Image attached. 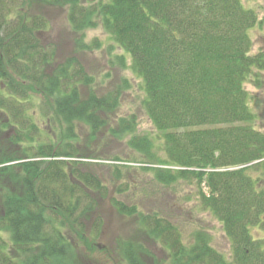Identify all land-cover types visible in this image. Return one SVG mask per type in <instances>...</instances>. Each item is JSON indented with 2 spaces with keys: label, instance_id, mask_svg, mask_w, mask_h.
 <instances>
[{
  "label": "trees",
  "instance_id": "obj_1",
  "mask_svg": "<svg viewBox=\"0 0 264 264\" xmlns=\"http://www.w3.org/2000/svg\"><path fill=\"white\" fill-rule=\"evenodd\" d=\"M46 1L67 6L80 50L101 47L99 39L84 36L102 26L129 54L156 134H138L135 115L114 117L117 125L109 128L130 84L83 98L81 87L94 77L81 59L59 60L56 46L44 43L47 17L33 13L27 0H0V264H70L74 237L86 239L85 222L92 220L100 232L106 199L119 213L137 217L144 236L120 245V264H264V237L252 231H264V130L246 88L264 70V50L252 53L257 12L242 0ZM118 58L126 64L125 55ZM35 106L42 122L53 124V138L42 136L29 114ZM80 122L90 127L91 139L108 127L141 156L136 168L151 174L153 186L138 179V201L128 186L118 191L127 193L129 204L110 195L90 170L84 161L90 156L77 143ZM8 145L21 153H5ZM26 157L32 159L11 163ZM107 159L115 161L109 165L118 176L134 166ZM178 183L194 185L197 207L220 221L231 259L205 231L196 230L186 243L166 211L141 205L156 186ZM2 231L11 234L12 246ZM150 241L167 251L165 259Z\"/></svg>",
  "mask_w": 264,
  "mask_h": 264
},
{
  "label": "rangeland",
  "instance_id": "obj_2",
  "mask_svg": "<svg viewBox=\"0 0 264 264\" xmlns=\"http://www.w3.org/2000/svg\"><path fill=\"white\" fill-rule=\"evenodd\" d=\"M27 1L32 5L31 10L33 13L42 14L49 20V27L41 34V37L44 43L56 46L58 59L78 57L85 64L88 73L94 77L92 85L81 87L83 98H87L91 91L99 96H104L114 91L117 86H122L124 82L130 84V87L122 88V96L117 112L110 117L107 126L109 128L116 127L117 121H114V117L128 116L129 118L131 115H135L138 123L137 133L154 136L156 129L144 108L143 101L146 94L143 88V80L132 68V60L129 54L119 46L102 26L88 29L84 36L86 42L99 39L102 44L101 47L88 51L80 50L77 47L79 36L70 26L66 5H52L46 0ZM242 2L245 7L255 10L258 14L259 22L250 30L253 39L252 53H258L264 50V0H242ZM118 55L126 56L125 65L120 61ZM259 78V82L255 80L247 82L246 88L250 94L249 103L253 111L258 114L256 125L264 130V70L259 73ZM29 114L33 116L35 122L41 124L43 128L42 136L53 138L52 134L55 131L52 127L53 124L50 125L47 121L42 122L43 120L40 119L36 106L30 108ZM77 125V134L79 135L77 143L81 152L90 156L84 158V161L91 163L90 170L101 178L102 182L108 187L110 195L129 204L127 193L121 194L118 191L119 189L130 187L128 194H132V199H134L140 190L139 180H144L145 183L148 181V186H153L150 181L151 174H144L136 168L138 167L136 161L141 156L127 145V138H116L108 131V127H105L97 134L96 138L91 139L89 137L90 127L82 122L77 123ZM9 147L8 145L5 148V153L13 149L21 153L20 147L15 146L13 149H9ZM95 155L101 156V159L92 158L96 157ZM108 157H120L126 163H134L132 164L134 166L123 169L121 175L118 176L109 163L104 162ZM31 159L26 157L11 163L15 164L19 161ZM19 172L17 171V173ZM14 182L18 184L19 179H14ZM2 184L6 186V183L2 182ZM152 191L150 195L145 194V200L141 202L144 208L166 211L172 217V220L180 225L186 243L191 242L193 233L196 230L205 231L210 235L212 245L231 259V242L226 236L220 221L208 210L197 207L198 199L194 185L178 183L170 187L156 186ZM139 198L131 200L138 201ZM139 207L143 209L141 206ZM99 214L102 221L99 233L93 231V221L90 220L85 222L87 226V229L85 228L86 239L82 240L74 237L75 254L70 264H120V253L117 254L120 245L130 240L138 242L144 238L138 218L119 213L108 199L103 201ZM256 230V228H253L254 234L257 233L259 236L264 237V231ZM89 231L93 232L90 234ZM2 235L8 244L12 246L11 234L2 231ZM148 243L159 259L166 258L167 251L161 248L159 243H152V241ZM149 261L153 263L150 259Z\"/></svg>",
  "mask_w": 264,
  "mask_h": 264
}]
</instances>
